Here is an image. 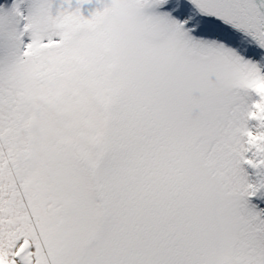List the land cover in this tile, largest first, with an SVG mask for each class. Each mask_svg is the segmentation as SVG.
Masks as SVG:
<instances>
[{
    "label": "snow or ice",
    "instance_id": "obj_1",
    "mask_svg": "<svg viewBox=\"0 0 264 264\" xmlns=\"http://www.w3.org/2000/svg\"><path fill=\"white\" fill-rule=\"evenodd\" d=\"M0 264H264V0H0Z\"/></svg>",
    "mask_w": 264,
    "mask_h": 264
}]
</instances>
